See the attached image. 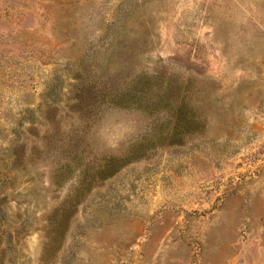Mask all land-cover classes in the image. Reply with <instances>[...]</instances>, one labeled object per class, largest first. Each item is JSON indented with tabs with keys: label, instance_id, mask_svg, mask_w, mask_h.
Here are the masks:
<instances>
[{
	"label": "rangeland",
	"instance_id": "374dc122",
	"mask_svg": "<svg viewBox=\"0 0 264 264\" xmlns=\"http://www.w3.org/2000/svg\"><path fill=\"white\" fill-rule=\"evenodd\" d=\"M0 264H264V0H0Z\"/></svg>",
	"mask_w": 264,
	"mask_h": 264
}]
</instances>
